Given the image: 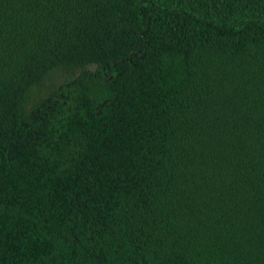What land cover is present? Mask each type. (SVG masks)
Here are the masks:
<instances>
[{
	"label": "trees",
	"instance_id": "trees-1",
	"mask_svg": "<svg viewBox=\"0 0 264 264\" xmlns=\"http://www.w3.org/2000/svg\"><path fill=\"white\" fill-rule=\"evenodd\" d=\"M0 264H264V0H0Z\"/></svg>",
	"mask_w": 264,
	"mask_h": 264
},
{
	"label": "rangeland",
	"instance_id": "rangeland-1",
	"mask_svg": "<svg viewBox=\"0 0 264 264\" xmlns=\"http://www.w3.org/2000/svg\"><path fill=\"white\" fill-rule=\"evenodd\" d=\"M61 72L62 71L59 70V69L53 70L50 73V75L48 76V78L43 82V84L38 87V89L36 90V93L40 94V93L44 92L45 90H47L48 88H50L53 85H55L57 83V81L62 76V73Z\"/></svg>",
	"mask_w": 264,
	"mask_h": 264
}]
</instances>
